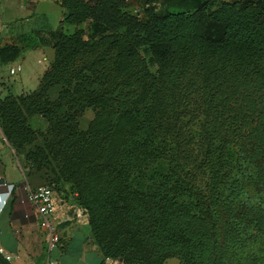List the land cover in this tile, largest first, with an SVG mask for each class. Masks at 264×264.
<instances>
[{"label": "trees", "instance_id": "16d2710c", "mask_svg": "<svg viewBox=\"0 0 264 264\" xmlns=\"http://www.w3.org/2000/svg\"><path fill=\"white\" fill-rule=\"evenodd\" d=\"M58 1L88 35L60 25L37 86L0 97L10 147L70 183L103 260L264 264V0Z\"/></svg>", "mask_w": 264, "mask_h": 264}, {"label": "crops", "instance_id": "0c3cea01", "mask_svg": "<svg viewBox=\"0 0 264 264\" xmlns=\"http://www.w3.org/2000/svg\"><path fill=\"white\" fill-rule=\"evenodd\" d=\"M63 11L58 0H0V46L12 44L18 49L11 60H0V97L6 93L27 92L37 86L53 58L52 42L57 28L62 25ZM17 62L20 68L16 75L3 82L8 67ZM89 118L85 119V126ZM5 166L17 174L6 177ZM23 172L9 148L0 144V177L4 181L0 183V252L8 255L9 264H99L101 261L113 264L108 259L103 260L82 210L72 201L74 192L68 191L66 184L62 189L59 186L53 189L54 208L50 220L58 241L48 247L47 228L38 223L33 207L18 203L14 196L5 203L9 194L7 184L20 189L34 187L48 179L47 174L40 171ZM24 213L27 216H23Z\"/></svg>", "mask_w": 264, "mask_h": 264}, {"label": "rangeland", "instance_id": "374dc122", "mask_svg": "<svg viewBox=\"0 0 264 264\" xmlns=\"http://www.w3.org/2000/svg\"><path fill=\"white\" fill-rule=\"evenodd\" d=\"M125 8L128 9V11L132 12V13H136V11H141V0H126L125 1ZM67 26V25H66ZM70 26H73L72 28H66V31H72L73 29L79 27V28H82V30L84 31V34H83V37L85 38L87 35H88V23L86 21L78 24V25H70ZM146 54V53H145ZM149 69L151 71H154L155 69V66L154 65H149ZM16 74H12V75H8L7 73V76L4 78L2 77L3 79V82H6V81H9L11 80ZM52 93V92H51ZM92 115V110L90 108H85L83 110V112L81 113L80 115V119L78 117V123L80 124V126H83L82 128L85 127V122L87 118L91 117ZM27 123L30 127L32 128H37L38 130H41V131H44L45 128H46V121L39 115V114H32V115H29L27 117ZM79 126V125H78ZM81 128V127H80ZM39 140L40 139V136H38L35 140V142H40ZM0 144L3 145V147H7L9 148V153L14 155L16 158H17V161L19 162L20 166L22 167L23 169V173L25 174H30V173H34V172H37V171H40L42 174L43 173H46L47 175V178H50L52 176L50 170L45 167V166H41V165H36L35 162L31 161V160H27L24 158L23 156V152L30 147V144L28 145H24L22 147L21 150H18L19 152H15L14 149H12L9 145V143L5 140L4 136L2 135V132H1V128H0ZM2 162L4 160V162L6 161L4 157L1 158ZM4 174L5 176H10V175H16L17 172L14 171L12 168H7V166H5V169H4ZM46 178V179H47ZM16 182V181H14ZM66 184L68 187H67V190L68 191H72L74 192L71 188H70V183L68 182H64V181H57V186H59V189H62L63 188V185ZM65 189V188H64ZM20 192H19V191ZM15 194H17V196H20L23 194V188H20V189H15ZM14 194V193H13ZM250 197L253 195L252 192H248L247 193ZM12 195V194H11ZM13 196V195H12ZM75 192L72 196V201L78 206L80 207L77 202L75 201ZM10 198L9 197V194H8V197L7 199ZM80 209L82 210L85 218H86V215L83 211V209L80 207ZM87 221V220H86ZM38 222H40L39 218H38ZM178 263V260L176 257H169V258H166L165 261L162 263V264H177ZM0 264H9L8 260H5L4 262L2 261V263Z\"/></svg>", "mask_w": 264, "mask_h": 264}, {"label": "built area", "instance_id": "2783aa9c", "mask_svg": "<svg viewBox=\"0 0 264 264\" xmlns=\"http://www.w3.org/2000/svg\"><path fill=\"white\" fill-rule=\"evenodd\" d=\"M20 68V64L14 63L8 67L7 73L8 75L15 74L17 70ZM8 190L9 194H12L16 197L18 203L22 205H30L33 207L35 213L38 215L40 222L39 224L43 225L47 228V245L48 247L54 246L58 241V234L55 231V227L50 220V216L53 212L54 208V200H53V189L55 187V183L53 180H47L41 184H38L34 187H24L23 194L17 196L15 194V189H17L16 185L9 183ZM14 193V194H13ZM23 216H27L26 213ZM3 256L7 259L8 255L3 254ZM107 259V258H105Z\"/></svg>", "mask_w": 264, "mask_h": 264}, {"label": "water", "instance_id": "95a60500", "mask_svg": "<svg viewBox=\"0 0 264 264\" xmlns=\"http://www.w3.org/2000/svg\"><path fill=\"white\" fill-rule=\"evenodd\" d=\"M0 183H4L3 177H0Z\"/></svg>", "mask_w": 264, "mask_h": 264}, {"label": "clouds", "instance_id": "9594fccd", "mask_svg": "<svg viewBox=\"0 0 264 264\" xmlns=\"http://www.w3.org/2000/svg\"><path fill=\"white\" fill-rule=\"evenodd\" d=\"M6 201H7V200H6ZM6 201H5V203H6ZM5 203H4V204H5Z\"/></svg>", "mask_w": 264, "mask_h": 264}]
</instances>
